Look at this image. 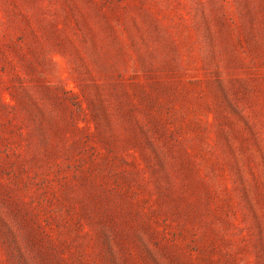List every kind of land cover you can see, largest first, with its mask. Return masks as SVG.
Wrapping results in <instances>:
<instances>
[{"label":"rangeland","instance_id":"rangeland-1","mask_svg":"<svg viewBox=\"0 0 264 264\" xmlns=\"http://www.w3.org/2000/svg\"><path fill=\"white\" fill-rule=\"evenodd\" d=\"M0 264H264V0H0Z\"/></svg>","mask_w":264,"mask_h":264}]
</instances>
